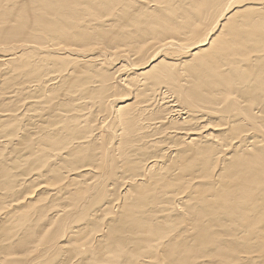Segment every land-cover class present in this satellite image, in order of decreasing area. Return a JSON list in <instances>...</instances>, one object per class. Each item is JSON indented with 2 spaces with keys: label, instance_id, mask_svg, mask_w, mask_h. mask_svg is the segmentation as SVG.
<instances>
[{
  "label": "bare ground",
  "instance_id": "obj_1",
  "mask_svg": "<svg viewBox=\"0 0 264 264\" xmlns=\"http://www.w3.org/2000/svg\"><path fill=\"white\" fill-rule=\"evenodd\" d=\"M263 251L264 0H0V264Z\"/></svg>",
  "mask_w": 264,
  "mask_h": 264
},
{
  "label": "rangeland",
  "instance_id": "obj_2",
  "mask_svg": "<svg viewBox=\"0 0 264 264\" xmlns=\"http://www.w3.org/2000/svg\"><path fill=\"white\" fill-rule=\"evenodd\" d=\"M186 31L188 32V29H186ZM36 191H38V190H36ZM42 192H44V191H40V190H39L38 192L35 193V195H36V194L39 195V194H41ZM263 252H264V251H263Z\"/></svg>",
  "mask_w": 264,
  "mask_h": 264
}]
</instances>
